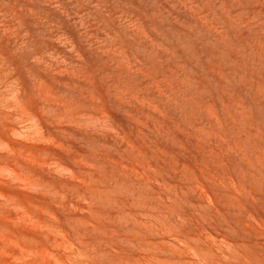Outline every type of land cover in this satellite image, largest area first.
Listing matches in <instances>:
<instances>
[{
  "label": "rangeland",
  "instance_id": "obj_1",
  "mask_svg": "<svg viewBox=\"0 0 264 264\" xmlns=\"http://www.w3.org/2000/svg\"><path fill=\"white\" fill-rule=\"evenodd\" d=\"M0 264H264V0H0Z\"/></svg>",
  "mask_w": 264,
  "mask_h": 264
}]
</instances>
